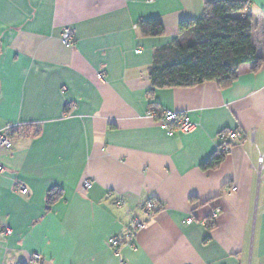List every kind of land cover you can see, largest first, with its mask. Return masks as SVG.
Segmentation results:
<instances>
[{"label": "crops", "instance_id": "0c3cea01", "mask_svg": "<svg viewBox=\"0 0 264 264\" xmlns=\"http://www.w3.org/2000/svg\"><path fill=\"white\" fill-rule=\"evenodd\" d=\"M207 1L0 0V132L13 139L0 147V264H264V0L246 8L257 70L243 64L228 87L149 76ZM153 18L164 34L145 37ZM165 110L197 130L169 136L151 114ZM135 219V246L111 247Z\"/></svg>", "mask_w": 264, "mask_h": 264}, {"label": "trees", "instance_id": "16d2710c", "mask_svg": "<svg viewBox=\"0 0 264 264\" xmlns=\"http://www.w3.org/2000/svg\"><path fill=\"white\" fill-rule=\"evenodd\" d=\"M248 2L208 0L200 18L180 22V38L154 53L149 73L152 86L186 88L217 81L222 87H228L236 80L243 64H252L253 70H257L263 58L253 44L254 17L246 13ZM138 27L145 37L164 34L158 18L141 20ZM226 155L227 151L219 150L202 168L215 169ZM57 196L47 195L48 208ZM209 227L213 228L214 224Z\"/></svg>", "mask_w": 264, "mask_h": 264}, {"label": "built area", "instance_id": "2783aa9c", "mask_svg": "<svg viewBox=\"0 0 264 264\" xmlns=\"http://www.w3.org/2000/svg\"><path fill=\"white\" fill-rule=\"evenodd\" d=\"M73 32L71 29H66L63 34V41L67 45L73 44ZM99 78L104 80V76L102 74H99ZM152 116L159 118V124L160 128L164 130L169 136H173L175 131L179 133L180 135H191L193 134L197 128L198 123L193 121L189 114L187 112H178L174 110H165L161 114H157L155 112H151ZM223 137L226 135L223 134ZM238 133L233 132L229 135L231 139L237 138ZM13 146V139L6 133L0 132V147H3L5 149H11ZM229 146L224 145L222 150L228 151ZM92 187L91 181H85L84 182V188L89 189ZM19 191L23 194H26L28 192V189L24 186H21L19 188ZM156 204L153 201H150L146 204L145 207V214L148 218H151L156 211ZM214 215H217V212L214 213ZM192 222V218L188 220V223ZM146 223L143 220L135 219L131 223V228L128 231V233L125 235L124 238H120L118 236H112L109 238L108 243L113 248H120L121 245L126 244L130 245L132 247L135 246V241L139 233L145 228ZM5 234L11 235L12 230L10 228L6 229ZM117 254H119V251H117ZM121 264H126L122 262Z\"/></svg>", "mask_w": 264, "mask_h": 264}]
</instances>
